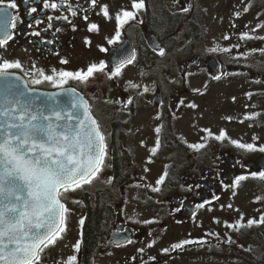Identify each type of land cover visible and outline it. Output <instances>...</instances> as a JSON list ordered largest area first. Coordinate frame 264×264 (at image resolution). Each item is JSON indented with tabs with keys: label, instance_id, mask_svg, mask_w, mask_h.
<instances>
[{
	"label": "flooded vegetation",
	"instance_id": "flooded-vegetation-1",
	"mask_svg": "<svg viewBox=\"0 0 264 264\" xmlns=\"http://www.w3.org/2000/svg\"><path fill=\"white\" fill-rule=\"evenodd\" d=\"M198 1L143 0L144 8L135 10L132 4L137 0H0V37L5 33L11 36L0 48V64L19 63L21 67L10 69L9 74L20 77L29 88L59 89L40 72L55 78L62 71L83 73L91 65H106L104 73L94 74L87 83L70 80L62 87L83 97L90 116L105 136L107 153L99 178L62 199L68 209L66 231L45 251L41 264H66L73 256L75 264H174L175 258L185 255L183 250L199 245L211 249L212 254L216 248L209 239L197 241L193 237L192 243L179 249L169 242L177 239L183 224L211 207L245 169L264 172L256 162L264 153L240 162L230 143L214 139L211 132L202 136L205 146L199 156L193 157L177 130V112L184 100L194 95L186 85V77L195 71L201 70L209 77L231 71L245 80V85L264 83L260 72L227 66L221 58L223 53H202L199 58L195 47L187 58V42L202 36L203 15ZM9 3L16 7L8 8ZM46 3H54L57 8H45ZM105 8L108 17L102 12ZM124 11L134 12L135 19L118 29L115 18ZM93 24L97 28L90 32ZM133 54L135 59L122 69L121 75L109 79L107 74ZM172 59L177 60L172 64ZM62 60L67 63L62 64ZM136 75L144 81V87H132ZM37 80L41 82L35 83ZM257 89L258 98L264 97V87ZM257 103L261 108L258 114H264V101ZM138 117L142 118L140 122L136 121ZM136 122L140 126L152 122L160 129L158 147L167 156L161 165L133 160L132 152L146 135V131H140V136L135 134ZM123 154L126 159L116 175L115 156ZM238 156L243 158L242 153ZM162 176L164 183L157 185ZM155 187L160 191H152ZM139 198L145 199L147 209L141 221L137 213ZM93 204L106 207L109 214L102 235L85 251L84 226ZM255 229H264V224L259 223ZM258 238L262 246L263 240ZM162 243L167 246L158 252L156 247ZM77 244L79 251L75 250ZM148 244L153 246L149 248ZM242 264L249 262L243 260Z\"/></svg>",
	"mask_w": 264,
	"mask_h": 264
},
{
	"label": "snow or ice",
	"instance_id": "snow-or-ice-1",
	"mask_svg": "<svg viewBox=\"0 0 264 264\" xmlns=\"http://www.w3.org/2000/svg\"><path fill=\"white\" fill-rule=\"evenodd\" d=\"M7 7L15 8L16 5L9 3ZM47 7L56 9L57 5L46 3L45 8ZM132 8L142 10L143 0L134 2ZM247 10L245 8V11ZM35 11L36 9L33 8L32 12ZM102 12L108 17L106 8L102 9ZM71 14L75 16L76 12L72 11ZM115 19L119 29L129 20L135 19V13L124 11L122 16L118 15ZM260 27L264 28V24ZM96 28L97 26L93 24L88 30L91 32ZM37 34L33 33V35ZM118 37L119 31L117 39ZM10 39L11 36L7 33L0 37V48H3ZM225 39L228 37L226 36ZM241 39L254 38L244 35ZM255 39L264 40V37H255ZM115 42L114 40L110 43ZM222 51L228 52L230 49L225 48ZM159 55L163 56L164 52L160 51ZM134 59L133 54L130 59L117 65L111 74H107L108 78L120 76L122 69ZM61 63L67 61L62 60ZM20 67L19 63L0 64V81L4 82V93L0 95V264H41L45 251L62 239V234L66 231L68 209L62 203V199L67 193L83 189L85 185H90L99 178L100 172L105 167L107 147L105 136L101 133L97 121L89 115L88 105L83 100L76 98L70 102L71 108L83 110V118L77 113L65 112L61 115L59 111L48 115L43 110L32 109L30 100H22L26 94L18 90V85L12 83L13 78L9 75L10 69ZM105 67L106 65L101 63L98 66H89L83 73L62 71L54 78L40 72V76L53 86L62 88L70 80L87 83L94 74L104 73ZM40 82V80L35 81V83ZM132 87L137 86L132 85ZM128 103L132 101L129 100ZM188 107L194 106L188 105ZM73 118L75 126L71 123H56ZM244 119L254 120L256 117L246 115ZM156 132L159 133L160 129L157 128ZM213 138L228 139L223 131L218 137ZM158 146L159 141H157ZM204 146L190 145L196 151ZM235 146L247 152L264 153V147L255 148L250 144L240 143H235ZM156 151L157 148L151 149L152 155H155ZM253 178L264 181V172ZM244 179L246 177H239L234 182L235 186H239ZM163 183L164 176L157 181V185ZM152 191L158 192L160 188L155 187ZM80 223L83 224V220ZM260 223L264 224V216L260 218ZM252 225L253 221H248L247 225L238 223L228 227L239 231L241 227ZM128 243L132 241L129 240ZM187 243L192 242L186 241L175 245L174 249L183 248ZM152 246L148 244L149 248ZM75 250L79 251V244L75 246ZM75 261L76 257L73 256L66 264H75Z\"/></svg>",
	"mask_w": 264,
	"mask_h": 264
},
{
	"label": "rangeland",
	"instance_id": "rangeland-1",
	"mask_svg": "<svg viewBox=\"0 0 264 264\" xmlns=\"http://www.w3.org/2000/svg\"><path fill=\"white\" fill-rule=\"evenodd\" d=\"M198 3L203 15L202 36L198 41L187 42V58L192 53L190 50L197 47L199 58L202 53H223L221 58L227 66L248 67L264 74V40L255 39L264 37V28L260 27L264 24V0H199ZM245 8L248 10L245 11ZM244 35L254 39L242 40L241 36ZM226 36L228 39H225ZM225 48L230 51H222ZM177 59H172V64ZM237 75L229 71L217 79L197 70L186 77V85L194 95L186 98L177 112V130L193 157L199 156L201 149L196 151L190 145H204L202 136L211 132L218 137L221 131L228 137L222 142L230 143L232 152L240 162L243 159H253L261 153L247 152L237 148L235 143L250 144L255 148L264 147V114H258L261 108L257 103L264 101L263 96H257V88L264 87V83L252 82L245 85L246 81ZM134 83L136 88L145 86L139 75H136ZM246 115H254L256 119L245 120ZM140 120L142 118L138 117L136 121ZM156 129L152 122H144L143 126L136 122L135 134L140 136V131H146V135L142 144L137 143L138 147L132 152L135 162L150 161L152 165L159 166L166 160L167 156L162 148L156 147ZM155 147L156 154L152 155L151 149ZM239 153H242V159H239ZM247 171H243L241 176L246 179L242 180L239 186H235L234 182L241 176H237L211 207L201 210L195 218L183 224L184 229L177 239L169 242V245H178L193 240V237L197 241L209 239L216 250L211 254V249L207 250L200 245L188 248L183 250L185 255L175 258L172 263L242 264V261L246 260L249 264H256L258 257L263 253L258 237H261L259 233L264 234V229L260 231L255 228L264 216V181L253 178L261 172ZM137 209L141 221L147 212L144 198H139ZM248 221H253V225L241 227L239 231L228 227L238 223L247 225ZM166 246L162 243L156 248L160 252L162 247Z\"/></svg>",
	"mask_w": 264,
	"mask_h": 264
},
{
	"label": "water",
	"instance_id": "water-1",
	"mask_svg": "<svg viewBox=\"0 0 264 264\" xmlns=\"http://www.w3.org/2000/svg\"><path fill=\"white\" fill-rule=\"evenodd\" d=\"M13 80L12 83L18 85V90L25 93L26 95L22 97V100L27 99L32 102L33 109H40L45 112V114L51 115L54 112L59 111L61 115L67 113H77L83 118L82 109H73L70 107V102L73 99L83 98L77 95L75 92L69 89H58L53 91H42V90H32L29 89L24 82H22L18 77L9 74ZM4 93V82L0 81V95ZM90 123V121H85ZM56 123H71L75 126V119L64 120ZM258 166L264 167V154L260 155L256 160Z\"/></svg>",
	"mask_w": 264,
	"mask_h": 264
},
{
	"label": "trees",
	"instance_id": "trees-1",
	"mask_svg": "<svg viewBox=\"0 0 264 264\" xmlns=\"http://www.w3.org/2000/svg\"><path fill=\"white\" fill-rule=\"evenodd\" d=\"M126 156L116 155L114 160V167L117 175V168L122 164ZM109 211L106 207L98 204H93L87 214L84 226V248L88 251L92 248L97 238L102 235ZM264 234L261 233V240L263 246V253L258 257L256 264H264Z\"/></svg>",
	"mask_w": 264,
	"mask_h": 264
}]
</instances>
